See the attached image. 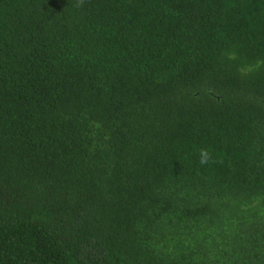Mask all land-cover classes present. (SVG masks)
I'll return each instance as SVG.
<instances>
[{"label": "trees", "instance_id": "trees-1", "mask_svg": "<svg viewBox=\"0 0 264 264\" xmlns=\"http://www.w3.org/2000/svg\"><path fill=\"white\" fill-rule=\"evenodd\" d=\"M0 264H264V0H0Z\"/></svg>", "mask_w": 264, "mask_h": 264}, {"label": "clouds", "instance_id": "clouds-1", "mask_svg": "<svg viewBox=\"0 0 264 264\" xmlns=\"http://www.w3.org/2000/svg\"><path fill=\"white\" fill-rule=\"evenodd\" d=\"M203 155H204V158H205V160H206V159H207V154L204 153ZM201 162L203 163L204 161L202 160Z\"/></svg>", "mask_w": 264, "mask_h": 264}]
</instances>
